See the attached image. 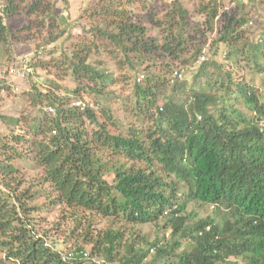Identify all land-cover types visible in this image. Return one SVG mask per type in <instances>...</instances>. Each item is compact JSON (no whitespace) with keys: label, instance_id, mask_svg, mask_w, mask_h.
I'll use <instances>...</instances> for the list:
<instances>
[{"label":"trees","instance_id":"16d2710c","mask_svg":"<svg viewBox=\"0 0 264 264\" xmlns=\"http://www.w3.org/2000/svg\"><path fill=\"white\" fill-rule=\"evenodd\" d=\"M42 3H34L30 13L38 15ZM17 10L13 0L6 1L4 17ZM116 12L121 22L115 32L95 31L115 42L125 62L135 66L131 53L165 58L167 69L173 60L199 62L193 81L173 70L168 81L155 74L147 78V86L136 83L135 99L126 108L138 121L152 124L122 125L123 132L108 128L110 113L103 112L101 122L94 109L76 108L69 98L40 92L33 84L29 98L40 113L26 120L29 129L21 126L22 118L3 117L15 122L19 134L0 145V264H264V103L232 71L207 58L223 44L227 61L239 65L243 54L250 55L256 72L264 74V34L261 42L242 41L254 16L242 11L227 18L214 50L207 45L219 17L215 6L209 7L203 24H195L175 0L163 18L166 36L161 40L149 37L145 26L127 23L126 13ZM4 17L3 46L10 35ZM88 57L83 47L70 62L79 80L111 81V75L87 63ZM211 84L218 91L204 88ZM3 89H10L6 80H0ZM81 92L90 93L76 89L73 94ZM240 104L254 116L235 108ZM85 122L97 127L88 130ZM28 143L43 172L42 183L49 186L47 203L70 214L76 223L72 237L93 245L89 257L84 245L64 253L34 231V208L28 203L35 196L18 194L15 164L25 159L20 147ZM191 202L213 208L217 217L196 220L194 211L187 215ZM101 219L111 227L98 231ZM146 225L157 228L155 241L137 230Z\"/></svg>","mask_w":264,"mask_h":264},{"label":"rangeland","instance_id":"374dc122","mask_svg":"<svg viewBox=\"0 0 264 264\" xmlns=\"http://www.w3.org/2000/svg\"><path fill=\"white\" fill-rule=\"evenodd\" d=\"M6 1L8 0L3 2L4 9ZM13 1L18 10L10 17L5 16L4 24L10 31V35L7 45L0 44V68L11 65L21 56L35 54L38 51L42 54L34 64L33 80L19 81V93H14L12 89L6 90L5 93L0 92V145L5 142L10 143L13 134L18 133L15 130V122L10 119L5 122L3 117L22 118L21 126L28 130L26 120H33L39 116L40 107L32 105L29 98L33 84H36L40 92H56L59 96L69 98L75 106L79 101L93 104L91 109H94L101 118V122L105 121L103 112L110 113L112 119L108 123V128L113 132L119 128V131L123 132L122 125L128 127L132 123L139 126L152 124H143L138 121L126 108L129 99H135L134 85L136 83L147 86V78H153L155 74L165 76L168 81V74L173 70H176V73L180 72L181 76L192 82L198 70L199 62L195 65L191 63L184 65L182 59L173 60L172 68L167 69L164 68L168 62L165 58H156L152 55L144 58L134 53L129 55L135 64L131 67L125 62L124 55L115 42L95 31L101 28L115 32L121 22L113 9V6H117L119 10L116 13H126L127 23L143 25L147 28L149 37L164 39L166 33L163 31L166 27L163 18L172 9L175 0H113L114 5H111V0H42L38 15L30 13L32 5L38 0ZM176 1L188 11L195 24L205 22V14L209 7L215 6L218 9L219 17L214 22V31L208 33L207 49H217L214 41L219 38L225 20L233 15L239 17L242 11L250 18L254 16L251 23L244 28L245 36L242 41L249 39L253 43L261 42L264 34V0ZM240 2L244 4L243 10ZM161 22L162 26L159 25ZM81 47L89 52L87 63L107 72L112 76L111 81L91 82L85 78L79 80L77 74L71 69L70 62L82 49ZM248 49L249 47L245 53L249 51ZM217 50L216 55H213L211 51L207 58H213L225 70L232 71L234 78L247 84L260 97V102L264 103V74L256 72L250 55L244 57L243 54L240 64L235 65L225 59V45L219 44ZM85 55L84 53L83 56ZM204 88L212 92L218 91L214 84ZM76 89H83L90 93L88 95L81 92L77 97L73 94ZM92 89L96 91V94ZM163 100V97L159 99V105H162ZM235 108L249 116H254L246 105L240 104ZM85 126L91 131L97 127L88 122H85ZM28 137L34 139L33 133H28ZM20 148L25 154V159L15 161L20 171L18 194L28 191L35 196L28 203L29 208H34L30 214L34 231L45 237L49 245L55 246L64 253L74 250L78 245H84L85 251L90 254L93 245H85L83 237L78 239L72 237V230L76 227V223L71 216L69 217L70 214L64 212L62 206L51 208V205L47 203L45 193H48L49 186L42 183L43 172L34 160L31 143ZM2 158L3 155L0 153V160ZM0 183H2L1 177ZM193 211L197 212L196 220L210 215L217 217L213 208L197 205L196 202L188 204L186 214L190 215ZM87 222L84 224L87 225ZM96 227L98 231L105 230L111 227V222L101 219ZM113 227L117 226L113 225ZM137 230L147 235L150 241H155L158 234L157 228L153 225L139 226ZM168 234L169 232L167 237ZM0 256H2L1 253ZM148 259L150 260V257Z\"/></svg>","mask_w":264,"mask_h":264},{"label":"built area","instance_id":"2783aa9c","mask_svg":"<svg viewBox=\"0 0 264 264\" xmlns=\"http://www.w3.org/2000/svg\"><path fill=\"white\" fill-rule=\"evenodd\" d=\"M92 1V0H89ZM4 0H0V16L4 17ZM5 21V17H4ZM41 51H38L35 54H28L25 56H21L16 58L11 65L0 68V80H6L8 82V86L10 90L14 93H19L20 88L18 86L19 81H28V79L34 74V64L38 59H40ZM205 57H201L200 62L204 61ZM6 89H3L1 93H5ZM93 104H87L83 101H79L76 104L77 108L84 110L86 108H93ZM53 113V110H50ZM85 257H89V253H84Z\"/></svg>","mask_w":264,"mask_h":264}]
</instances>
